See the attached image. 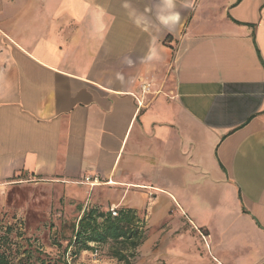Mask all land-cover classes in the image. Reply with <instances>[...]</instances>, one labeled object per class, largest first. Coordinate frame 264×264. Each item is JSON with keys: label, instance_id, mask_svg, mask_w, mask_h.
I'll return each mask as SVG.
<instances>
[{"label": "crops", "instance_id": "obj_1", "mask_svg": "<svg viewBox=\"0 0 264 264\" xmlns=\"http://www.w3.org/2000/svg\"><path fill=\"white\" fill-rule=\"evenodd\" d=\"M20 174L142 213L132 264H264V0H0Z\"/></svg>", "mask_w": 264, "mask_h": 264}, {"label": "rangeland", "instance_id": "obj_2", "mask_svg": "<svg viewBox=\"0 0 264 264\" xmlns=\"http://www.w3.org/2000/svg\"><path fill=\"white\" fill-rule=\"evenodd\" d=\"M22 177H14L0 189V227L11 226L9 240L0 249L10 252L14 262L29 256L32 260L41 257L48 264H67L68 250L75 249L68 246L82 213L77 205H66L59 186ZM90 207L88 204L86 210ZM89 244L97 255L91 249L80 251L72 264H122L109 255L112 241ZM91 255L99 262H92Z\"/></svg>", "mask_w": 264, "mask_h": 264}, {"label": "trees", "instance_id": "obj_3", "mask_svg": "<svg viewBox=\"0 0 264 264\" xmlns=\"http://www.w3.org/2000/svg\"><path fill=\"white\" fill-rule=\"evenodd\" d=\"M0 247L3 242L9 240L11 226L0 227ZM145 237L144 218L140 213L132 208H119L115 216L109 210L103 211L98 206H91L85 210L78 220L77 229L74 230L73 240L69 244L71 249L67 253V264L78 257V253L83 250L92 251L89 243L99 244L112 241L109 255L122 264H132L131 259L136 256V249ZM27 240V238L25 239ZM28 241V240H27ZM0 264H48L41 257L34 260L29 256L19 257L13 261L10 252L0 249Z\"/></svg>", "mask_w": 264, "mask_h": 264}, {"label": "built area", "instance_id": "obj_4", "mask_svg": "<svg viewBox=\"0 0 264 264\" xmlns=\"http://www.w3.org/2000/svg\"><path fill=\"white\" fill-rule=\"evenodd\" d=\"M141 92H142L143 94H146V93H149V92H150V90H149V84H148V83H144V84L141 86ZM136 104H137V108L139 109L140 107L143 106V100H142V99H137V98H136ZM84 181H85V182H88V181H89V178H88V177L84 178ZM109 211L111 212V215L115 216L116 213H117V208H115V207H111V208L109 209ZM92 255H93V256H96V255H97V251L94 250V251L92 252Z\"/></svg>", "mask_w": 264, "mask_h": 264}]
</instances>
